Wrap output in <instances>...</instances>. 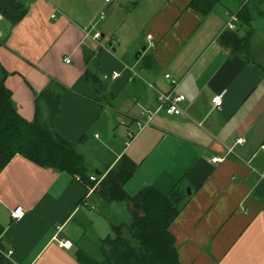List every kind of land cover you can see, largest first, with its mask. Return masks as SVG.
I'll use <instances>...</instances> for the list:
<instances>
[{
  "label": "crops",
  "instance_id": "0c3cea01",
  "mask_svg": "<svg viewBox=\"0 0 264 264\" xmlns=\"http://www.w3.org/2000/svg\"><path fill=\"white\" fill-rule=\"evenodd\" d=\"M15 1L21 19H0V81L14 110L77 145L100 179L126 155L136 165L124 184L130 196L148 186L177 190L182 199L168 230L180 264H264V70L256 64L264 50L253 36V63L219 42L247 0H220L205 16L190 0ZM224 89L217 108L212 97ZM172 90L185 97L183 113H152L158 93ZM44 93L60 98L52 119ZM239 136L244 143H235ZM95 187L14 155L0 170V243L12 251L0 264H82L81 252L96 256L130 214ZM17 208L22 216L11 217Z\"/></svg>",
  "mask_w": 264,
  "mask_h": 264
},
{
  "label": "trees",
  "instance_id": "16d2710c",
  "mask_svg": "<svg viewBox=\"0 0 264 264\" xmlns=\"http://www.w3.org/2000/svg\"><path fill=\"white\" fill-rule=\"evenodd\" d=\"M219 3L220 0H190L189 6L205 16ZM0 13L16 22L24 15V10L15 0H0ZM235 14L238 18L236 29L224 30L219 42L230 52L256 63L251 52V40L255 34L253 23L264 18V0H247ZM91 56L90 51L86 52L85 60ZM256 64L264 70L263 64ZM86 72L91 83L99 82L95 73ZM39 99L46 101L52 119L57 114L60 98L44 93ZM16 154L36 164L66 171L89 187L95 186L77 145L63 139L37 118L33 122L23 119L13 108L10 91L0 81V170ZM135 168V163L123 154L96 184L94 192L102 200L126 203L130 221L112 226L111 233L100 241L96 256L81 252L78 259L82 264H180L168 227L178 212L182 196L177 190L169 195L163 194L153 186L145 187L133 196L128 195L124 184ZM258 191L264 195V181ZM1 232L0 228V235ZM0 248L4 249L1 243ZM7 260L0 253V261Z\"/></svg>",
  "mask_w": 264,
  "mask_h": 264
},
{
  "label": "built area",
  "instance_id": "2783aa9c",
  "mask_svg": "<svg viewBox=\"0 0 264 264\" xmlns=\"http://www.w3.org/2000/svg\"><path fill=\"white\" fill-rule=\"evenodd\" d=\"M108 1V0H107ZM2 15L0 13V19H1ZM101 18H103V15H101ZM237 22H238V18L236 16V14H232L229 18V20L226 22L225 24V28L228 30H234L237 27ZM100 37V33L99 32H94L92 35V39L96 40ZM150 46H152V43H150ZM70 59L66 58L65 62H69ZM119 75L118 72H114L112 74V77L115 78ZM165 78L167 80H169L171 82V84H173L175 86L176 81L170 76V74H165ZM226 90H221L220 92L216 93L213 95L212 97V102L214 104L215 107L219 108L222 105V101H223V96L225 94ZM185 99L183 94H178L175 93L174 90L169 91V92H159L158 93V106L156 107V109L152 112H158L160 110H163L164 112H166L167 114H181L183 113L181 108L179 107V102L183 101ZM148 114L146 117V120L144 121V123H141V126L145 123H147L151 117V114ZM140 124V123H139ZM235 143L237 144H242L244 143V138L243 137H237L235 139ZM221 157H214L213 161H219L221 160ZM78 179V177H76ZM90 180H94L95 186L96 184L101 180L100 178H97L95 175H90ZM94 186V187H95ZM93 187L90 188V190H92ZM23 214L22 210L20 208L14 209L11 211V217L13 218H19L21 217ZM57 244L59 246H65V247H69L71 245V241L70 240H66V239H57ZM0 253L6 258V259H10L12 251L11 250H4L2 248H0Z\"/></svg>",
  "mask_w": 264,
  "mask_h": 264
},
{
  "label": "rangeland",
  "instance_id": "374dc122",
  "mask_svg": "<svg viewBox=\"0 0 264 264\" xmlns=\"http://www.w3.org/2000/svg\"><path fill=\"white\" fill-rule=\"evenodd\" d=\"M263 23H264V20H262V25H259V26L256 25L257 26L256 27V29H257L256 33L257 34H255L254 38H253L254 42H256L257 46H259L262 50H264V24ZM252 46H255V45H252ZM262 55H264V52ZM260 62L264 65V57H262V60ZM117 128L120 130L121 126L119 125ZM118 131H115V133H117ZM95 155L96 154H92V157L89 156V158H88L89 166H92V161L95 159V157H94ZM108 157L109 156H107V158ZM119 205H123V204H119ZM121 207H123V206H121ZM125 213L126 212L124 210L123 217L125 216ZM124 219H126V218L124 217Z\"/></svg>",
  "mask_w": 264,
  "mask_h": 264
},
{
  "label": "water",
  "instance_id": "95a60500",
  "mask_svg": "<svg viewBox=\"0 0 264 264\" xmlns=\"http://www.w3.org/2000/svg\"><path fill=\"white\" fill-rule=\"evenodd\" d=\"M142 49H144V47H143ZM138 54H140V51L138 52ZM188 190H189V189H187V192H189Z\"/></svg>",
  "mask_w": 264,
  "mask_h": 264
}]
</instances>
